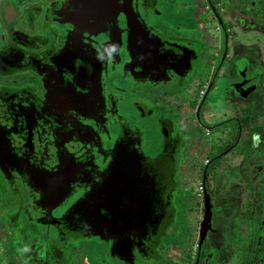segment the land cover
Masks as SVG:
<instances>
[{
  "label": "flooded vegetation",
  "instance_id": "af4514ba",
  "mask_svg": "<svg viewBox=\"0 0 264 264\" xmlns=\"http://www.w3.org/2000/svg\"><path fill=\"white\" fill-rule=\"evenodd\" d=\"M198 2L0 0V264H264V0Z\"/></svg>",
  "mask_w": 264,
  "mask_h": 264
},
{
  "label": "water",
  "instance_id": "95a60500",
  "mask_svg": "<svg viewBox=\"0 0 264 264\" xmlns=\"http://www.w3.org/2000/svg\"><path fill=\"white\" fill-rule=\"evenodd\" d=\"M9 138H11L10 136H7L6 135V139H7V141L9 140ZM11 141V139L9 140V142ZM11 165L12 166V168H14V165H16L15 163H14V165H12V164H8V163H5V165ZM0 169L2 170V174L4 173V172H7V170H6V168H4V166H3V163L2 162H0ZM43 167V169L44 168H46V166L45 165H43L42 166ZM47 170H48V168H46ZM45 169V170H46ZM129 169H127V170H125V173L128 171ZM4 171V172H3ZM134 172V169L133 168H130V170L128 171V174H130V173H133ZM58 172H56L55 174H57ZM124 173V174H125ZM127 174V175H128ZM117 180L118 181H120V182H122V183H124V181L126 180V178H125V176L124 175H118L117 177ZM133 178V177H132ZM110 179V177L109 178H107V183L106 184H104L107 188L109 187V189L112 187V184H111V179ZM128 179H130V180H134V179H131V178H128ZM126 184H129L128 182L126 183ZM125 184V185H126ZM124 185V186H125ZM131 186H132V189H135V188H137V189H140L141 191H142V193H143V189H144V187L145 186H148V188L147 189H149V191L151 190V187H152V184H151V182H149V183H147V182H145V181H143V182H140V183H134V184H131ZM114 190V189H113ZM113 190H111L110 189V191H108L107 190V196H109V193L111 194L112 192L111 191H113ZM45 191V190H44ZM145 191V190H144ZM46 192V191H45ZM116 193H118V191L116 190ZM61 193H59L58 195V198L56 199V200H62V195H60ZM127 194H129V193H127ZM46 195H48V193L46 192V194H45V197H47ZM49 205V204H48ZM86 205H88V204H84V205H82V207L81 206H78V208H79V211L80 210H82L83 211V216H84V218H87L88 220L89 219H95V218H97L98 217V213H96L94 210H91L90 211V209L88 208V207H86ZM94 209H96V210H99V208L98 207H96V208H94ZM104 209L106 210V211H109L110 210V208H109V206H104ZM84 211L85 212H87L86 214L84 213ZM124 216H126V219L127 218H130L131 216H133V217H135V218H138V221H149L150 219V217H151V208H150V206H148L147 205V201H146V199H143L142 200V206L141 207H139V208H135V207H133L132 209H130V208H128V211H125L124 213H123V217ZM106 216H105V214H103V217H102V219H104ZM149 219V220H148ZM87 224H89V223H91V224H93V223H95L94 225H96V224H98L99 226H102V227H104V228H106L107 230H110V232L112 231V230H114L116 227H119V226H121V224L123 223V224H126V222L127 221H85ZM150 223L152 222V221H149Z\"/></svg>",
  "mask_w": 264,
  "mask_h": 264
},
{
  "label": "rangeland",
  "instance_id": "374dc122",
  "mask_svg": "<svg viewBox=\"0 0 264 264\" xmlns=\"http://www.w3.org/2000/svg\"><path fill=\"white\" fill-rule=\"evenodd\" d=\"M200 2H202V0L200 1L199 0V2H198V5H200ZM203 6H204V4H201V9L203 10ZM257 46H255L254 47V49H253V51H254V53L256 54L257 53V48H256ZM249 51L248 50H245L244 51V54H246V53H248ZM197 70H196V76H197V74H199L200 76H202V78L204 79V77H205V75H204V73L205 72H202V67L200 66V65H197ZM204 71V70H203ZM177 90H178V88H174V90H173V92H177ZM159 92H161V89H160V91H158V92H156L155 91V93L153 92L152 93V95H154V96H156L155 98L154 97H152L151 95H150V99H153L154 100V102H155V105L156 106H160V110H167V105H164V106H162L161 105V102H160V100H161V98H160V95L158 94ZM170 92H172V91H168V94L170 93ZM163 93H164V91H163ZM188 91L186 92V95L185 96H187L188 95ZM258 95H262V96H264V94H262V93H260V94H258ZM218 101V100H217ZM220 101V100H219ZM264 102V101H263ZM157 103V104H156ZM138 125L141 127L142 125L141 124H139L138 123ZM143 128H144V126H143ZM142 128V129H143ZM148 139H149V136H148ZM247 149V148H246ZM245 149V150H246ZM146 153L147 154H149V155H155L151 150L149 151V148H147V150H146ZM239 158H241L238 154L237 155H234V157H233V160H234V163L235 164H240L241 163V160L239 159ZM231 169H233V168H226L225 169V171H231ZM237 171H239V170H237ZM230 180V179H229ZM223 181H224V179H220L219 180V183H220V185L223 183ZM179 182H181L180 181V178H179ZM225 182V181H224ZM227 182V181H226ZM182 183H183V181H182ZM244 186L246 187V184H244ZM185 187H186V184H185ZM247 189H248V186H247ZM182 190V188L180 187V191ZM176 195V194H175ZM5 196H6V194H5ZM174 199H175V201H176V203H175V205L176 206H178L179 207V209L177 208V210H176V217H175V221H173L169 226H168V229H167V233L169 234V236L170 235H176L177 237H176V239H178L179 240V238H180V240L181 241H186V242H188L189 244L193 241V235L191 236V232L189 231V228H188V226H189V221H186V222H184V221H182V218H183V216H184V211H186V209H187V207L189 206V204H188V198H184V197H182V198H179V199H176L177 198V196H174L173 197ZM187 202V203H186ZM184 203H186V204H184ZM186 208V209H185ZM1 220V219H0ZM187 238H189L188 239V241H187ZM22 263V262H21ZM147 264V263H146Z\"/></svg>",
  "mask_w": 264,
  "mask_h": 264
},
{
  "label": "clouds",
  "instance_id": "9594fccd",
  "mask_svg": "<svg viewBox=\"0 0 264 264\" xmlns=\"http://www.w3.org/2000/svg\"><path fill=\"white\" fill-rule=\"evenodd\" d=\"M22 251L25 252V253L26 252H29L30 251V248L26 246Z\"/></svg>",
  "mask_w": 264,
  "mask_h": 264
}]
</instances>
